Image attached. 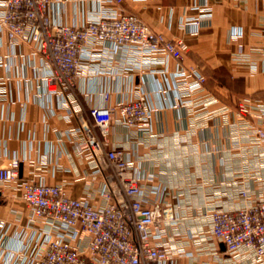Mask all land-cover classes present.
<instances>
[{
    "label": "crops",
    "instance_id": "0c3cea01",
    "mask_svg": "<svg viewBox=\"0 0 264 264\" xmlns=\"http://www.w3.org/2000/svg\"><path fill=\"white\" fill-rule=\"evenodd\" d=\"M111 6L50 0L48 13L53 22L80 26ZM120 9L167 40L182 41V59L160 57L161 64L137 68L115 48L106 63L101 50L110 49L98 45L81 61L72 98L47 87L49 68L29 45L0 34V81L8 89L0 98V168L18 161L16 182L0 186V264H20L17 254L29 252L45 229L20 198L19 182L60 185L71 198L102 203L108 172L79 153L76 129L80 118L91 120V108L136 95L153 109L151 127L126 128L116 116L108 138L138 176L145 204L169 206L177 217L161 226L174 255L164 264H257L243 252H225L209 232V214L264 195V146L254 135L257 122L241 111L264 108V0H123ZM204 10L211 17L199 19ZM197 19L198 26L186 24ZM180 69H196L206 80L192 105L175 104Z\"/></svg>",
    "mask_w": 264,
    "mask_h": 264
},
{
    "label": "built area",
    "instance_id": "2783aa9c",
    "mask_svg": "<svg viewBox=\"0 0 264 264\" xmlns=\"http://www.w3.org/2000/svg\"><path fill=\"white\" fill-rule=\"evenodd\" d=\"M93 1L103 7L112 6L86 23L74 26L51 20L50 0H2L0 34L4 33L10 43L27 44L39 54L49 68L47 87L59 89L68 97L73 95L81 61L90 58L98 45L110 49L101 50L106 63L115 48L129 54L137 68L161 64L160 57L182 59L187 46L155 33L138 16L123 13L120 9L123 0ZM210 17L211 12L204 10L199 19ZM199 19L186 24L198 26ZM174 76L179 79L181 89L175 98L176 106L192 105V94L202 88L204 76L196 69H180ZM7 91L6 81H0V98L5 97ZM103 99L107 102L108 94H104ZM241 111L257 122L254 135L258 146H264V108L244 107ZM152 112L145 98L136 95L113 107L91 108L90 121L80 118L76 129L80 135L79 153L87 154L108 172V184L102 190L99 205H94L87 197L71 198L60 185L32 179L17 184L22 201L45 225L29 252L14 253L20 256V264H164L174 261L161 230L164 223L177 221L174 211L161 204H145L138 176L123 151L112 147L108 138L116 116L126 128L149 129ZM17 178V160L0 168V186L14 183ZM239 195L249 198L244 188L239 190ZM209 218V232L226 253L243 252L254 257L257 264H264V195L238 209H215ZM3 226L0 223V229ZM3 238L1 235L0 245Z\"/></svg>",
    "mask_w": 264,
    "mask_h": 264
},
{
    "label": "trees",
    "instance_id": "16d2710c",
    "mask_svg": "<svg viewBox=\"0 0 264 264\" xmlns=\"http://www.w3.org/2000/svg\"><path fill=\"white\" fill-rule=\"evenodd\" d=\"M204 84H206V80H205Z\"/></svg>",
    "mask_w": 264,
    "mask_h": 264
}]
</instances>
